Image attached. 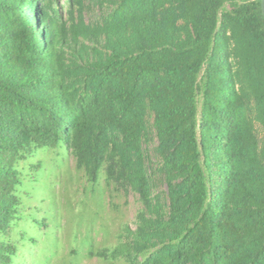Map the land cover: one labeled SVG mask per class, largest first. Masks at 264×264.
<instances>
[{"label": "trees", "instance_id": "16d2710c", "mask_svg": "<svg viewBox=\"0 0 264 264\" xmlns=\"http://www.w3.org/2000/svg\"><path fill=\"white\" fill-rule=\"evenodd\" d=\"M260 2L0 0V264L51 263L19 195L40 149L138 197L95 256L264 264Z\"/></svg>", "mask_w": 264, "mask_h": 264}, {"label": "rangeland", "instance_id": "374dc122", "mask_svg": "<svg viewBox=\"0 0 264 264\" xmlns=\"http://www.w3.org/2000/svg\"><path fill=\"white\" fill-rule=\"evenodd\" d=\"M21 165L24 176H35L24 180L19 192L24 209L45 224L38 227L25 220L24 230L37 237L38 250L53 251L49 264H125L95 254L115 247L126 227L135 229L140 204L134 193L106 184L102 170L98 183L91 185L63 150L40 149ZM33 258L29 252L25 264H32Z\"/></svg>", "mask_w": 264, "mask_h": 264}, {"label": "water", "instance_id": "95a60500", "mask_svg": "<svg viewBox=\"0 0 264 264\" xmlns=\"http://www.w3.org/2000/svg\"><path fill=\"white\" fill-rule=\"evenodd\" d=\"M260 7H261V12H262V14L264 16V0H261Z\"/></svg>", "mask_w": 264, "mask_h": 264}]
</instances>
